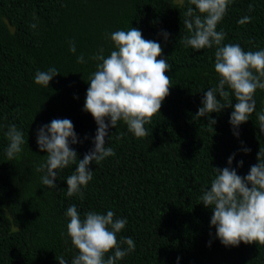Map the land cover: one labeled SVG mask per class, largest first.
Returning <instances> with one entry per match:
<instances>
[{"label": "trees", "instance_id": "obj_1", "mask_svg": "<svg viewBox=\"0 0 264 264\" xmlns=\"http://www.w3.org/2000/svg\"><path fill=\"white\" fill-rule=\"evenodd\" d=\"M189 7L203 19L189 0L182 7L174 0H0V264H59L61 256L72 264L79 251L67 234L71 205L81 220L88 212L106 215L109 210L114 219L126 218L117 239L132 238L135 250L117 264H264V245L221 243L210 223L214 209L200 199L216 169L228 167L244 177L258 163L259 151L264 160V132L256 115L264 111V90L257 89L255 111L238 127L230 124L236 100L227 85L232 106L196 116L204 94L217 87L220 77L215 46L195 50L184 44L190 36L183 23ZM245 16L251 21L241 25ZM131 27L160 43L157 59L171 65L165 73L171 78L170 94L145 125L148 136L134 137L123 121L109 127L105 146L115 155L89 164L93 179L81 189L83 199L67 196L75 164L59 170L55 188L44 186L45 172L37 169L47 152L38 147V130L53 119H69L78 138L69 144L77 162L94 148L98 125L83 110L97 70L98 61L91 57L103 48L107 58L116 50L110 34ZM216 30L226 33L223 44L264 50V0H232ZM80 54L85 63L77 62ZM53 67L59 74L48 87L35 83L37 71ZM217 99L228 102L218 93ZM210 118L216 123L210 125ZM11 125L23 132L25 143L9 161L5 133Z\"/></svg>", "mask_w": 264, "mask_h": 264}, {"label": "clouds", "instance_id": "obj_2", "mask_svg": "<svg viewBox=\"0 0 264 264\" xmlns=\"http://www.w3.org/2000/svg\"><path fill=\"white\" fill-rule=\"evenodd\" d=\"M189 3L203 14V19L194 14L193 8H187L183 23L190 36L184 38V44L195 50L215 46L214 67L220 77L217 87L208 89L204 94L203 106L196 116L203 117L232 106L228 99L230 94L225 90L227 85L236 100L230 124L238 127L247 122L255 111L254 96L257 89L264 90V50L246 52L239 44L222 43L226 33L216 29L232 0H189ZM183 4L184 0H179V6ZM252 10L253 5L250 4L249 11ZM250 21L251 17L245 16L238 22L243 25ZM31 27L35 28L36 24L33 23ZM164 35L167 39L168 33ZM110 39L116 50L111 51L106 58L101 48L91 57L98 61L97 70L90 77L83 109L92 115L98 125L94 148L77 162V153L69 144L77 143L78 138L69 119H53L37 132L38 147L47 152L46 162L37 169L45 172L41 177L44 186L55 188L54 181L59 170L76 165L74 174L67 178L69 197L79 194L80 199L84 198L81 189L93 179V171L89 168L91 162L98 165L105 158L115 155L113 148L105 146L108 128L116 127L119 121H123L134 137H147L149 133L145 125L160 113L162 103L172 87L171 78L165 74L171 65L165 59H157L163 52L160 43L145 39L135 27L112 32ZM69 51L76 53L75 42H70ZM77 62L85 63L83 54L77 57ZM57 74L59 72L54 67L48 71H37L34 81L48 87ZM217 93L228 102L221 103ZM256 115L259 129L264 132V111ZM215 123V119L210 118L209 124ZM5 135L10 141L6 152L11 161L22 152L24 135L14 125L8 127ZM123 135L121 133L117 139H122ZM250 151L244 149L245 153ZM257 159L258 163L251 166L244 177L238 175L235 169H216L217 175L210 189L200 197L206 207L214 209L210 223L216 227V235L225 246H238L241 242L264 245V160L261 159V151ZM232 160L233 156H230L229 165ZM242 163L240 161L239 165ZM66 215L70 217L67 234L79 251L72 264H117V261L135 250L132 238L117 239V234L125 228L127 220L114 219L113 211L109 210L106 215L88 212L86 218L81 220L76 205H71ZM121 244H126L127 248L122 249ZM109 252L113 254L105 258ZM57 259L59 264H67L63 256Z\"/></svg>", "mask_w": 264, "mask_h": 264}, {"label": "rangeland", "instance_id": "obj_3", "mask_svg": "<svg viewBox=\"0 0 264 264\" xmlns=\"http://www.w3.org/2000/svg\"><path fill=\"white\" fill-rule=\"evenodd\" d=\"M175 2H179V0H174Z\"/></svg>", "mask_w": 264, "mask_h": 264}]
</instances>
